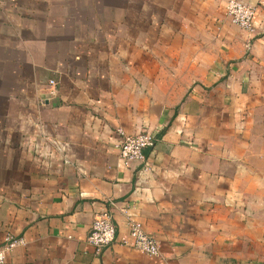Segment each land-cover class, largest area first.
Here are the masks:
<instances>
[{
	"label": "crops",
	"instance_id": "1",
	"mask_svg": "<svg viewBox=\"0 0 264 264\" xmlns=\"http://www.w3.org/2000/svg\"><path fill=\"white\" fill-rule=\"evenodd\" d=\"M191 1L0 0V244L24 241L4 264H264V37L189 58L167 26ZM119 130L154 135L143 164ZM131 222L158 257L122 245Z\"/></svg>",
	"mask_w": 264,
	"mask_h": 264
},
{
	"label": "rangeland",
	"instance_id": "2",
	"mask_svg": "<svg viewBox=\"0 0 264 264\" xmlns=\"http://www.w3.org/2000/svg\"><path fill=\"white\" fill-rule=\"evenodd\" d=\"M190 3L189 6H183V10L180 6H174V12L180 13L182 11L190 20L186 22L173 21L167 26V28L172 26L173 30H183L185 35L192 39L189 43H185V46L190 49L189 58L195 51L196 45H201L206 51L212 52L216 40L227 41L228 43L238 42V44L242 41L243 51L248 54L253 46L252 42L256 38L264 37V0H192ZM241 4L246 5L245 9L250 8L252 12L251 31L233 24L229 16L228 8L230 6L243 7ZM142 27L144 28L145 25L142 24ZM195 40L198 43H195ZM248 43L251 44L250 47L247 46ZM177 44L180 45L181 42H177ZM221 47L225 49L223 45ZM192 56L195 57L196 55L193 54ZM197 56L203 55L199 53ZM3 110L4 103H0V114ZM251 138L254 139L256 155L264 157V126L255 132ZM261 232L264 235V230Z\"/></svg>",
	"mask_w": 264,
	"mask_h": 264
},
{
	"label": "built area",
	"instance_id": "3",
	"mask_svg": "<svg viewBox=\"0 0 264 264\" xmlns=\"http://www.w3.org/2000/svg\"><path fill=\"white\" fill-rule=\"evenodd\" d=\"M241 5L243 7L230 6L228 8L229 16L233 24L251 31L253 22L252 12L250 8L248 10L245 9L246 5ZM250 45L249 43L247 44L248 47ZM49 84L52 87L55 86L53 81H50ZM118 134L121 136L117 146L119 159L126 164H143L145 162L144 151L155 146L156 138L154 135L150 133L127 135L120 130ZM86 241L94 247L98 255H101L104 250L116 242V230L110 210L94 216ZM23 245V239L7 234L0 244V264L5 263L6 253ZM122 245L149 257H158L160 255V248L156 241L147 235L142 226L136 222L130 223L128 236L122 241Z\"/></svg>",
	"mask_w": 264,
	"mask_h": 264
}]
</instances>
